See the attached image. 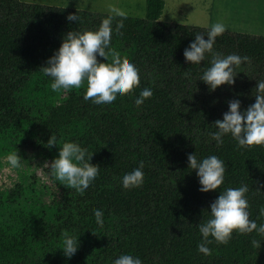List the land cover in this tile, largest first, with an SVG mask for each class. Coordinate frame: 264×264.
<instances>
[{
  "label": "trees",
  "instance_id": "obj_1",
  "mask_svg": "<svg viewBox=\"0 0 264 264\" xmlns=\"http://www.w3.org/2000/svg\"><path fill=\"white\" fill-rule=\"evenodd\" d=\"M165 3L147 0L146 17L123 19L77 7L0 0V264H114L125 254L142 264H264V236L255 231L234 232L226 245L209 237L211 255L198 251L203 241L199 225L211 218V203L229 187L248 186L250 219L264 225V146L239 147L231 134L218 144L211 135L230 100L241 101V113L255 103L258 81H264V35L226 29L216 38L214 52L249 61L235 69L234 85L212 91L201 79L212 55L201 64L186 62L184 56L196 34L208 39L211 27L161 20ZM69 14H77L78 21H69ZM110 16L111 47L138 69L139 87L101 105L84 100L86 83L53 91V80L41 67L67 33L96 31ZM145 88L153 95L137 106ZM53 134L57 144L49 148ZM66 142L93 153L90 162L99 166L82 194L56 180L48 165ZM14 152L23 159L20 166L46 164L54 188L29 186L24 172L12 178V170L20 169L7 160ZM189 154L198 161L216 155L224 162L220 189L200 191ZM140 161L143 185L125 189L123 176ZM29 178L37 175L31 172ZM97 209L103 213L102 227ZM64 232L78 242L71 258L60 249ZM253 239L260 248L253 247Z\"/></svg>",
  "mask_w": 264,
  "mask_h": 264
},
{
  "label": "clouds",
  "instance_id": "obj_2",
  "mask_svg": "<svg viewBox=\"0 0 264 264\" xmlns=\"http://www.w3.org/2000/svg\"><path fill=\"white\" fill-rule=\"evenodd\" d=\"M110 13H114L123 19L127 14L113 6H109ZM69 21H78L77 14H69ZM123 22L116 26V32L120 33ZM226 31L223 24L216 23L208 31V39L204 35L196 34L195 41L184 51L186 62L201 64L205 61L206 54H211V66L205 70L202 80L214 91L224 84L234 85L235 69L243 62L249 61V57H241L237 54L222 57L213 51L216 38ZM112 17L104 19L98 30H86L83 32L70 31L67 33L58 51L48 59L47 66L41 67L46 76L52 78L51 89L60 90L80 89L86 83L84 100H91L93 103L111 104L117 95L123 97L130 95L140 85L138 69L122 58L120 53L111 47L112 38ZM104 58L101 62L97 57ZM110 62H106L109 61ZM153 95L151 89L145 88L140 92L135 103L140 106L144 100ZM255 103L251 104L241 113V101L233 99L229 101V111L225 112L223 119L215 121L214 125L218 131L212 133L213 139L218 144L223 143L222 137L226 134L238 142L242 148L264 146V81H258L256 86ZM57 144L55 134L47 142V147L52 148ZM92 154L87 149L73 142L64 143L59 152L58 158L50 164L51 174L62 185L68 189H75L81 194L89 188L92 181L99 174V166L92 164ZM87 156V159H86ZM13 167H20V156L12 153L7 157ZM189 167L198 170L200 191L208 192L220 189L224 182L226 168L224 162L216 155H211L198 161L195 154L188 155ZM144 162L140 161L139 167L123 176L122 184L125 189L141 187L144 182ZM248 186L238 188L229 187L218 196L210 205L211 218L199 225V231L203 241L198 245V251L211 255V250L206 245L211 244L212 237L218 244H228L234 232L242 235L257 232L264 236V225L258 226L250 219L249 203L246 198ZM260 214L264 215V208ZM96 222L103 226V213L101 210H94ZM94 234L96 232L93 231ZM62 247L64 255L71 258L78 250L76 237L70 236L67 232L63 234ZM254 248H260L258 240L251 241ZM114 264H142V260L132 255H121L114 261Z\"/></svg>",
  "mask_w": 264,
  "mask_h": 264
},
{
  "label": "rangeland",
  "instance_id": "obj_3",
  "mask_svg": "<svg viewBox=\"0 0 264 264\" xmlns=\"http://www.w3.org/2000/svg\"><path fill=\"white\" fill-rule=\"evenodd\" d=\"M28 2L47 3L56 6L77 7L91 11H109V6H113L124 11L127 15L136 17H146L147 0H24ZM205 2V3H204ZM203 3V4H202ZM243 3L258 6L264 0H243ZM192 5V6H191ZM206 7V8H205ZM240 6L235 0H166L161 20L169 22H182L205 27H212L216 23L223 24L226 29L245 32L257 35H264V21H248L245 14L237 13ZM114 14V13H113ZM262 23L261 25H255ZM23 161V159H20ZM24 164V163H23ZM20 166L19 171L12 170L14 177L17 172L26 173V181L29 186L36 189L52 190L54 188L52 180L44 170L46 164L37 163ZM34 172L37 175L35 180L29 178V174ZM23 173V174H24ZM11 180V179H10ZM183 180L191 187H197L191 178L183 176ZM28 196L26 195L23 200Z\"/></svg>",
  "mask_w": 264,
  "mask_h": 264
},
{
  "label": "crops",
  "instance_id": "obj_4",
  "mask_svg": "<svg viewBox=\"0 0 264 264\" xmlns=\"http://www.w3.org/2000/svg\"><path fill=\"white\" fill-rule=\"evenodd\" d=\"M240 6V10L237 13L245 14L248 21H264V3L258 6H252L251 4L243 3V0H235ZM262 23H256L255 25H261Z\"/></svg>",
  "mask_w": 264,
  "mask_h": 264
},
{
  "label": "bare ground",
  "instance_id": "obj_5",
  "mask_svg": "<svg viewBox=\"0 0 264 264\" xmlns=\"http://www.w3.org/2000/svg\"><path fill=\"white\" fill-rule=\"evenodd\" d=\"M206 1V0H205ZM210 1V0H209ZM205 3V2H204ZM203 4V3H202ZM192 6V5H191ZM206 8V7H205Z\"/></svg>",
  "mask_w": 264,
  "mask_h": 264
}]
</instances>
